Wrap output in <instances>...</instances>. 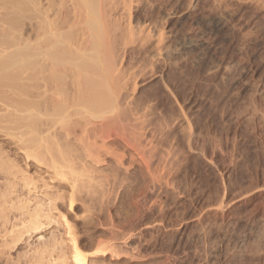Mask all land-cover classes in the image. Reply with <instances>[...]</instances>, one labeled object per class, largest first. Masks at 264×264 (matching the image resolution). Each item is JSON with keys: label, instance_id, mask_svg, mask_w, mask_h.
Segmentation results:
<instances>
[{"label": "rangeland", "instance_id": "obj_1", "mask_svg": "<svg viewBox=\"0 0 264 264\" xmlns=\"http://www.w3.org/2000/svg\"><path fill=\"white\" fill-rule=\"evenodd\" d=\"M191 2L190 10L179 9L162 23L180 51L173 65H161L136 84L140 97L155 103L148 129L151 145L159 144L151 154L153 183L144 169L148 158L141 162L135 155L142 169L125 156L128 169L113 164V172L103 163L110 170L100 164L79 170L77 164L59 179L42 161L37 141L41 151L27 158L29 135L19 136L26 114L18 118L13 106L16 122L7 121L12 136H6L2 120L13 116L3 98L11 92H0V115L6 111V119L0 117V161L8 166L0 164V264H72V241L87 254V264H264V14L250 4L232 5L217 22L220 12L211 0ZM161 148L171 155L160 158ZM20 199L31 200L26 206L40 202L47 216L38 230L22 229L14 241L18 233L9 231L25 226Z\"/></svg>", "mask_w": 264, "mask_h": 264}, {"label": "bare ground", "instance_id": "obj_2", "mask_svg": "<svg viewBox=\"0 0 264 264\" xmlns=\"http://www.w3.org/2000/svg\"><path fill=\"white\" fill-rule=\"evenodd\" d=\"M211 2L220 12L217 22H221L232 5L250 4L249 6L256 7L259 12L264 14V0H211ZM193 3L196 2H191V0H0V92H2L1 97L6 91L3 89H7L8 94L12 93L9 94L10 96H4L3 101H5L4 99L6 101L5 105L3 103L2 105L7 109V112L4 107L3 110L6 113L10 112L11 116L12 111L9 110H11L10 106H13L12 109L15 111L13 113L19 112L21 117L18 114L16 117L18 116L22 120V116H24L22 114H26V118H24L26 120L22 122H25L28 127L24 126L28 130L20 125L21 131L19 128L18 130L22 132L23 128L24 132H18L19 136L24 137L23 133H26L25 137L27 138L29 135L27 138L29 142L33 143L35 140L41 148L38 147L43 148L41 151L38 147V149L35 148L37 146L34 145L35 142L27 143L26 138H23L20 141H26L23 142L25 145L22 143L21 146H26V143L29 146V149L23 147L27 158L30 156L36 158V152L40 150L45 159L42 161L45 165V162L49 163L47 166L49 170H52V174L63 177L64 171L71 170L72 173V168L77 164L82 165H79L80 168L77 165L79 170L86 168L87 164L91 165L90 169L94 168L92 165L100 164L102 170L107 169L108 164L112 167H114L113 164H116L117 168L124 167L125 156L126 158L128 156L130 162L135 163L136 169L141 168L143 165L140 167V163L137 167L135 162L138 160L135 157L139 156L141 162L145 161V157L148 158L147 164L144 162L143 164L144 167L146 165L144 169L150 175L152 165L150 162L151 159H154L152 155L156 153L153 151L159 145H151L149 141L152 139L148 140V138H153L148 137V129L152 127L150 126L151 117L149 116L151 115L149 114L151 111L149 108L155 103H153L154 100H143L136 91V84L139 80H144L145 77L154 74L161 65L166 67L173 65L172 61L177 58L180 51L177 52L178 49L174 47L175 45H171V31L164 28L162 23L178 14L179 9H189ZM12 95H16V97ZM1 115L0 117L5 118L4 115ZM14 116L8 117L9 120H2V118L0 120L6 121L5 124L7 121L11 123L16 120ZM41 117L43 118L41 119ZM40 120L42 129L41 126H37L40 125V122L38 124ZM13 124L15 131L18 124ZM7 126L12 127L6 124L3 129L6 130ZM153 131L152 135L156 133ZM7 132L9 134H5L9 137L10 129ZM51 140L53 141L50 143ZM153 140L155 139L153 138ZM153 140L152 143H154ZM53 143L55 148L52 146ZM30 144L34 147H30ZM112 145H118V150L114 148L115 146L112 148ZM63 147L66 149L62 150ZM30 148L32 149L30 150ZM32 150L36 151L35 155ZM119 151L122 153L121 155ZM162 152L165 150L163 149ZM166 152L167 154L171 153L169 150ZM166 152L163 153L164 155L160 153L161 157H158L171 155H167ZM2 156L3 154L1 158ZM128 160L127 164H129ZM161 160L158 161V165L161 164L159 163ZM1 163L2 161H0ZM3 163L1 165H5ZM103 163L107 165V168L104 166L105 169H103L104 167L101 166ZM130 164L132 165V163ZM115 167L111 170L116 171ZM130 168L132 166H129ZM135 168L134 171H136ZM98 169L100 172L102 171L100 168ZM98 169L96 171H99ZM126 169L128 168L126 167ZM143 170L142 172H144ZM153 170L151 169L152 172ZM158 170L157 174L159 175L161 171ZM75 171L73 172L76 173ZM112 171H109L110 174ZM123 171L128 172V170ZM138 171L140 172V169ZM125 174L127 175V173ZM149 175L150 180L154 179ZM158 175L156 177L159 180V177L162 176ZM65 176L69 181L68 175ZM162 178L159 180L160 182L163 181ZM29 180L31 179L29 178ZM32 180L30 183L34 184V180L33 182ZM151 182L153 183L152 180ZM157 183L158 181H156ZM165 184L167 185V182ZM30 185L28 186L30 187ZM20 200H18L21 203L19 205L18 202L19 206L15 205V202L13 205L17 206L18 211H21L20 217L23 218H20V222L24 221L23 223L25 226L27 224L26 227L29 229L25 230L26 227L22 223L17 227V230L14 226L9 231L10 235L18 233L15 240L13 238L15 234H12L11 239L14 241L18 239L22 229L25 230L22 232L26 233L32 229L33 231L38 230L39 225H42L40 218L44 214L47 216V213H44L39 205L40 202H37L38 204L34 202L35 205L31 202L30 204L34 207L32 208L29 204V209L31 208L29 210L26 204L31 200ZM52 202L51 204H54ZM68 203L71 207L72 198ZM10 205V208H13V205ZM19 227L20 230H18ZM21 234L23 235V233ZM86 255L79 250L76 242L72 241L71 263L87 264ZM63 261L64 259L61 260L62 263Z\"/></svg>", "mask_w": 264, "mask_h": 264}]
</instances>
